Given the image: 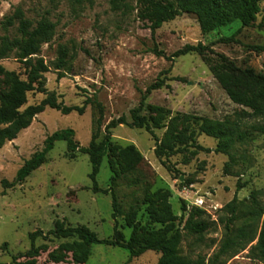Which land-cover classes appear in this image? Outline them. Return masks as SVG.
I'll return each instance as SVG.
<instances>
[{
    "label": "rangeland",
    "instance_id": "1",
    "mask_svg": "<svg viewBox=\"0 0 264 264\" xmlns=\"http://www.w3.org/2000/svg\"><path fill=\"white\" fill-rule=\"evenodd\" d=\"M145 4L141 0H0V35L7 31L14 34L17 23L7 30L3 21L19 7L34 25L41 20L54 23L55 34L50 42L43 44L41 51L49 65L48 90L69 106L82 105L87 97L97 96L106 107L105 124L122 115L131 121V110L139 105L142 93L162 71L171 67L165 85L151 92L147 105L166 107L172 115L180 112L209 117L233 131L227 153L216 150L219 139L197 133V143L209 150L195 152L196 148L190 147L170 157H158L152 134L121 124L111 131L113 141L122 146L134 144L144 160L131 166L122 157L108 152L97 176L104 189L115 184L124 211L131 206L141 208L138 219L143 225L149 224L142 205L147 191L168 189L174 213L185 220L193 207L204 209L210 227L203 234H192L183 229L185 220L179 222L183 229L181 251L192 258L203 255L209 259L226 240L229 223L237 230L251 222L245 211L253 203L252 195L264 205V130L259 129L261 125L264 127V115H256L251 108L234 103L197 53L172 61L167 56L186 44L202 42L239 66L264 73V52L250 48L264 44V0L250 27L242 28L241 21L236 20L204 34L197 15L186 12L164 23L154 37L149 28L151 20L143 14ZM238 30L235 42L221 40ZM156 46L164 55L153 51ZM61 48L69 49L70 58L66 76L59 79L55 62ZM0 65L16 70L26 79L25 70L15 58L0 59ZM6 89L8 86L1 79L0 91ZM44 97L40 93L30 94L28 105L37 104ZM148 113V110L142 112ZM96 116L91 105L83 114L76 111L63 114L47 107L30 127L0 149V264H14V256L24 255L32 246L30 234L37 230L48 237L35 241L41 248L35 264H76L71 254L62 262L51 257L54 253H64L60 245L68 241L49 234L58 221L86 225L102 239L114 235L112 195L90 188L93 181L89 177L92 170L89 155L77 152L76 157L70 158L65 140L56 142L46 162L23 183L4 192L2 186L3 179H15L18 169L42 150L45 139L57 130L73 129L75 139L87 146ZM104 132L103 127L102 136ZM166 132L167 127L155 130L159 140ZM240 133L245 138L239 139ZM234 198L239 212L238 218L231 222L225 206ZM198 199L204 201L202 206L196 204ZM118 222L120 231L129 238L132 229L124 217H119ZM254 222L247 227L251 234L260 230V223ZM256 243L257 237L244 250L226 258L224 264H264L253 250ZM159 257L160 253L149 250L130 258L125 248L94 244L86 264H158ZM26 259L20 257L19 261Z\"/></svg>",
    "mask_w": 264,
    "mask_h": 264
},
{
    "label": "trees",
    "instance_id": "2",
    "mask_svg": "<svg viewBox=\"0 0 264 264\" xmlns=\"http://www.w3.org/2000/svg\"><path fill=\"white\" fill-rule=\"evenodd\" d=\"M146 2L143 14L151 20L149 28L153 37L155 32L164 23L174 20L177 16L189 12L197 15L201 31L206 34L223 26L230 25L240 20L242 28L254 25L257 15L261 11L262 0H141ZM14 34L7 31L0 35V59L15 58L25 70L26 79L16 70H10L0 65V80L3 79L8 89L0 91V149L9 141L18 137L20 132L31 126L38 114L44 112L47 107L55 108L63 114L73 111L83 114L86 108L91 105L96 110V118L93 122V133L91 141L87 146L80 145L75 139V131L71 128L57 130L49 135L44 142L42 150L35 152L18 169L13 181L3 179V192L23 183L35 170L39 169L47 160L48 153L54 148L57 141H67L70 158L76 157L77 152L89 155L92 170L89 177L93 181L90 187L94 192H103L112 195L113 217L115 221V232L111 238H100L94 230L86 225H66L58 221L49 234L68 239L60 245L64 253L52 254L55 262H62L66 256L71 254L73 263L86 264L92 255L94 244H106L110 246L125 248L130 253V258L138 257L149 250L160 253L158 264H224L225 259L234 256L239 250H244L248 244L257 237V243L253 250L264 262V205L256 201V195H252L253 203L245 211L247 222L237 230L227 225V238L220 247V250L211 258L203 255L195 258L182 254L181 243L183 240V229L192 234H203L210 223L204 218L206 211L199 207H193L187 219L179 218L173 211L169 201L171 192L168 189L147 191L142 205L145 206V214L149 224L143 225L138 219V212L141 208L131 206L128 211L122 209L117 197L115 184L108 188L100 187L97 176L100 173L101 165L108 152L117 154L131 166L141 163L144 160L143 154L134 144L122 146L113 141L111 131L121 124L133 128L145 129L156 139L155 153L158 157H170L190 147L197 150H209L197 143V133H205L208 136L220 140L216 150L227 153L229 143L233 140V131L224 124L216 122L209 117L176 113L166 107L147 105L146 99L153 90L162 88L167 74L171 67L160 73L159 77L146 91L137 107L131 110V121L125 115L114 118L107 124L105 120V105L97 96L87 97L82 105H66L59 101L55 93L47 88L46 73L49 65L41 56L44 43L52 40L55 34V24L41 20L36 25L26 18L24 11L19 7L13 15L6 16L3 24L7 30L15 26ZM240 30V29H239ZM236 31L231 36L223 37V42H235ZM250 48L259 53L264 52V44L251 45ZM153 51L157 55H164L162 50L156 46ZM189 53H197L209 66L214 77L221 84L230 99L237 104L244 105L253 110L256 115H264V73L257 72L252 67L239 66L234 60L223 53L216 52L212 46L202 42L197 44H186L167 56L169 60ZM70 52L67 48H61L55 62L58 71V78L65 77V70L68 67ZM163 76V77H162ZM40 93L45 97L37 104H29V95ZM148 110V114H142ZM182 128L179 129L178 125ZM104 127V135L102 130ZM167 127V132L162 140L156 136L155 130ZM263 132V125L259 126ZM102 136V138H101ZM239 139L245 135L238 134ZM113 180L115 178L113 177ZM225 209L230 213V221L238 218L239 205L236 198L229 202ZM124 217L126 225L132 229L129 238L119 229L118 218ZM183 229L179 222H184ZM260 223V230L251 234L247 227L254 225V221ZM152 225V226H150ZM158 225V227H156ZM39 237L47 238L48 235L42 230L30 234L32 241L31 248L24 255L13 257L14 264H35L41 255V248L35 245ZM230 253V255H229ZM20 257H26L25 261H19Z\"/></svg>",
    "mask_w": 264,
    "mask_h": 264
},
{
    "label": "built area",
    "instance_id": "3",
    "mask_svg": "<svg viewBox=\"0 0 264 264\" xmlns=\"http://www.w3.org/2000/svg\"><path fill=\"white\" fill-rule=\"evenodd\" d=\"M203 202H204V201H203L202 199H198L196 204H197L198 206H202Z\"/></svg>",
    "mask_w": 264,
    "mask_h": 264
}]
</instances>
